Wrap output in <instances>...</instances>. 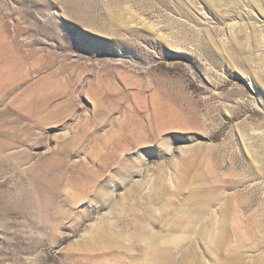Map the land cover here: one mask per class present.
<instances>
[{"label": "rangeland", "instance_id": "rangeland-1", "mask_svg": "<svg viewBox=\"0 0 264 264\" xmlns=\"http://www.w3.org/2000/svg\"><path fill=\"white\" fill-rule=\"evenodd\" d=\"M0 264H264V0H0Z\"/></svg>", "mask_w": 264, "mask_h": 264}]
</instances>
